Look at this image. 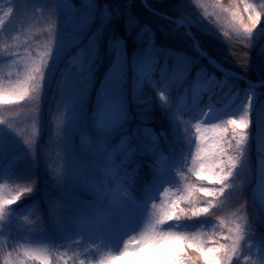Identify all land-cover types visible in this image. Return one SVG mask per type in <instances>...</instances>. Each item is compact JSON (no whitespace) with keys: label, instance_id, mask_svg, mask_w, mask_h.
I'll list each match as a JSON object with an SVG mask.
<instances>
[{"label":"trees","instance_id":"16d2710c","mask_svg":"<svg viewBox=\"0 0 264 264\" xmlns=\"http://www.w3.org/2000/svg\"><path fill=\"white\" fill-rule=\"evenodd\" d=\"M25 1L23 0L21 3ZM94 2L89 9L92 17L88 26L90 47L95 44V41L97 42L96 46L92 50L90 49L91 60H87V65L82 63L78 74L68 82H66V78L74 74L70 70L57 72L49 79L44 78L43 97L40 100L59 99L58 102H63L65 106L55 111L50 104H47L50 111L45 126L47 139L38 140L32 148L35 150V155H40V159L45 160V163H50L52 159H60L64 156L65 149L74 148L77 150L78 145L80 148L78 150L90 159L97 158L98 161L101 159L108 161L113 156V163L121 168L122 178L131 184L133 199L137 202L142 200L145 204L149 202L151 192L137 188L138 183L146 180L147 188L156 192L162 176L169 172L170 168L174 171L173 163L177 154L173 150H168L169 162L165 168L167 172L163 170L164 166L156 164L152 160L144 164L142 162L144 155L137 154V149L145 138L143 135L147 134L162 142L168 139L167 144L173 140L179 141L181 138L179 143L183 145L182 151L185 152L189 149L188 157L190 158L194 154L196 144L195 132L187 124L191 118H194L199 111H208L209 107L212 109L223 105L231 94L238 90L240 91L239 98L231 107L224 108L218 114L216 122L221 123L230 117L235 118V114L239 113L249 97H251V117L254 118L256 114L253 106L264 100V85L255 87L253 97L249 93L251 86L242 77L239 78L234 73L217 70L207 62L206 58L195 49L192 38L182 24L171 21L164 15L151 12L142 4L141 0H94ZM147 2L161 14L172 18H185L199 45L218 63L220 62L250 81L264 80V24L253 34L250 40L251 45H249L245 40L237 37H233L231 40L223 39L215 26L203 19L192 5L191 0H147ZM250 2L258 6L259 3H264V0H250ZM220 3L227 7L229 0H220ZM1 38L2 35L0 37V78H3L4 85L8 86L15 82L19 73L23 72V65H18L14 61L23 59L22 54L25 49L19 48L22 43L19 40L11 41ZM146 60L151 67L149 66L146 69V74L142 75L138 69ZM70 61L72 63L73 58ZM116 64L118 67H114ZM90 67L94 74L90 75L91 82L89 83L88 70ZM117 74H120L118 80L120 88L118 84L117 87H114L109 81L111 75L117 76ZM180 79H182L180 84L186 90V98L191 100L182 113L184 119L181 121L182 127L179 123L168 122L166 124L160 121L158 119L160 108L155 107V100L158 97L157 90L164 92L171 90L172 93L173 87L177 84L176 81ZM66 89L70 91L68 95L63 93ZM50 90L53 92L47 96ZM94 100L95 107L91 104ZM157 101L163 108L162 103L168 101V96L164 95L163 100H159L158 97ZM110 103L120 106L121 114L112 124L105 125L102 122V112ZM80 104L82 108L85 104L89 107L81 114V120L90 122V124L84 131L75 127L74 134L62 135L69 130L70 120L78 115L77 109ZM27 105L29 103L21 101L17 105L0 109V118L7 122L2 125L9 127L11 123L13 124V117L22 115ZM262 113L264 121V110ZM61 125L64 127H59ZM262 125L264 126V122ZM256 128L260 129L258 122L250 129L247 164L250 167L251 175L241 192L239 193L237 189L228 192L226 189L225 197L221 198L217 202L218 207L213 209L214 215L195 221L181 222L177 231L203 230L209 234L213 230L226 231L227 222L240 214L238 212L239 204L242 199H245L247 200L246 214L251 217L255 215V212L258 213L252 218L256 226V236L253 239L260 237L264 241V199H261L264 198V162H261L257 157V154L264 156V134L257 135ZM125 133L130 136L123 140L122 136ZM23 145V143H16L7 149L11 157L4 166L0 165V173L11 174L14 172L16 184L25 177L36 178L38 184L33 192L35 195L33 198L29 197L32 204L34 201L41 203L42 200H45L53 205L56 198H59V194L68 193L67 191L74 193V196L80 195L68 183H65L64 189H61L58 184L53 183L51 177L47 178L45 173H35L33 170L38 167L30 161L32 157L29 152L24 150L23 155H20L19 149L23 148ZM257 146H261L260 151L257 150ZM11 167L12 169H10ZM93 169L95 174L83 179L84 183H94L95 197L88 196L89 201L99 209H110L109 194L104 198L97 196L104 192L101 182L103 181L107 186L109 179L102 173L101 168L94 167ZM37 177L40 180L37 181ZM193 182H196V178L191 174L187 183ZM203 182L209 187L215 186L208 184L207 181ZM184 186L183 183L176 184L178 191H183ZM18 192L21 193V199L9 206L11 221L14 225H20L25 214L31 208L29 199L27 196L24 197L23 191ZM16 194L17 192L12 196ZM160 202L165 201L161 200ZM116 208L113 207L114 210ZM30 215L32 218L36 216L33 211ZM217 217L225 219L224 228H221ZM6 228L9 229L8 226ZM42 228L45 226H42L40 230ZM56 230L57 228L53 230L46 228L41 234L51 233L53 235ZM81 231L77 229L74 233L82 236ZM0 234L7 233L0 229ZM72 234L73 232H71ZM1 241L3 247L6 248L7 240L2 238ZM34 244L31 241L30 246H35ZM39 244L46 243L39 242ZM252 246L255 248L253 240ZM80 248L84 247L76 249L78 251L76 256L83 258L87 250L84 248V253L81 255ZM255 249L257 250V248ZM261 249L259 258L264 260V245ZM69 264H73V262L70 261ZM75 264H78V260Z\"/></svg>","mask_w":264,"mask_h":264},{"label":"clouds","instance_id":"9594fccd","mask_svg":"<svg viewBox=\"0 0 264 264\" xmlns=\"http://www.w3.org/2000/svg\"><path fill=\"white\" fill-rule=\"evenodd\" d=\"M191 3L205 21L210 25L215 26V29L223 39L231 40L233 37H237L246 41L248 37H251L252 34L264 24V3H259L257 6L251 3L250 0H229L227 7H224L220 3V0H191ZM10 14L11 12L9 9L3 10V15L0 16V25H4V18ZM17 39H19V37H17ZM29 43L30 42H26L25 51L22 54L23 59L20 61H14V63L18 65H23V72L18 74L14 83L8 85L11 89L10 91L4 89L3 78H0V103H4L8 99H22L27 103L37 106L39 105L42 92L41 83H43L46 68L42 63V53L45 50V46L39 45L37 46L39 50L33 52L28 50ZM12 86L15 87L13 88ZM157 94L159 100L164 99V91L157 90ZM245 117H247L248 121V134L245 139H242L239 130L236 129L234 125L236 122L241 124L244 123ZM251 124V97H249L248 101L243 104L239 113L235 114V118L230 117L223 120L221 123H213L206 127L209 130L216 129L226 131V139L228 141V148L230 149L228 154L231 159V164L226 165L223 170L224 174L230 173V175H228L227 182L223 185V188L219 189L220 191L228 189V192H232L233 189H237L240 193L245 182L251 175V172L249 171L250 167L247 164V145L250 137ZM198 143L199 140L197 138L195 147ZM262 161H264V159H262ZM220 171L219 168L216 169V172L219 173ZM246 172L248 173L247 175ZM221 179H224L223 175L221 176ZM101 184L104 186L105 191L97 196L99 198L103 196L104 198L107 195V189L103 181ZM35 188L36 184L34 187L26 188L25 193L29 196L35 191ZM217 188H219V186H206V189L209 192H213ZM16 195L20 196L21 199V193L17 192ZM121 195L126 197L127 192H122ZM213 199L214 197L212 196L208 197L209 201H212ZM5 203V200L0 199V208H2ZM246 206L247 200L242 199L238 209L240 214L229 220L234 222V226L238 225L243 230L241 244L244 249H247L249 245H252V239L256 236V226L252 218L258 215V213L255 212L254 216L249 217L245 212ZM62 207L63 206L59 201H54V211L62 209ZM212 207H218V203H214ZM8 214L7 216L0 214V222L7 220ZM158 216L159 213H156L152 203L151 209L148 208L142 226L138 231L128 235L122 241V248H120L118 252H114L110 249L106 254L101 255L99 259H89L88 255H83L85 247L80 248L83 258H79L75 255V247H73L71 255L68 251H64L62 256L56 257L48 246L49 244H34L35 246H28L27 243H21L18 249L14 248L12 244H9L8 247L13 248V252H9L7 255H5L4 250L0 248V264H58L59 260H63V264H69L70 261L75 264L77 260L78 264H131L130 261L124 258L127 253L135 252L141 247L148 245L155 246L162 242L158 236L151 234L154 228L162 226L157 224ZM217 219L219 220V224L222 220L225 221L224 218L217 217ZM102 221L103 214H97L96 224L99 225ZM170 231L176 230L173 228L170 229ZM72 242L74 246L80 245V240ZM125 249H127V252ZM255 252L256 249L252 246L251 252L248 255L243 256L242 260L248 261V264H264V260L257 257ZM64 257L67 258L65 259Z\"/></svg>","mask_w":264,"mask_h":264},{"label":"snow or ice","instance_id":"6c2138e0","mask_svg":"<svg viewBox=\"0 0 264 264\" xmlns=\"http://www.w3.org/2000/svg\"><path fill=\"white\" fill-rule=\"evenodd\" d=\"M9 10L12 12V9ZM251 37L246 39V43L249 45H251ZM52 49L51 43L45 45V50L42 53V63L45 66L48 64ZM149 66L151 67L146 60L139 66L138 71L145 75ZM42 86L43 83H41V89ZM3 87L6 91L11 90L9 86L4 85ZM21 101L23 100L8 99L6 102L0 103V109L17 105ZM208 112H212L211 107ZM211 118L209 116V120ZM5 123L7 122L0 118V124ZM234 127L239 130L242 139L247 137V117H245L244 123L236 122ZM195 128L198 133L196 140L198 138L199 143L195 153L191 155L192 167L188 171L196 178V182L186 183L183 191H179V194H171L169 189H162L165 197L169 195L175 197L160 205L153 203V208L156 213H159L157 224L162 226L154 228L151 234L158 236L162 242L127 253L124 258L131 264H241V262L248 264V261H243L242 257L251 252L252 245H249L245 251L241 244L243 230L238 225L234 226L232 221L227 222L226 231L213 230L210 234L204 231H170L173 228L178 229L181 222L195 221L214 215L212 205L226 195V191L219 190L223 188L228 175H230V173L224 174L223 171L226 165L231 164L226 131L201 128L200 124H196ZM25 143L29 148H32L33 142L25 141ZM185 159L187 160V157ZM217 168L221 170L219 173L216 172ZM222 175L224 179H221ZM203 181L219 186V188L209 192L206 189L207 184ZM210 196L214 197L212 201L208 200ZM0 199L6 201L0 208V214L7 216L9 206L19 201L20 196L5 197L0 192ZM225 223L223 220L220 222L221 228L225 227ZM125 251L127 252V249ZM255 255L260 256L259 249L256 250Z\"/></svg>","mask_w":264,"mask_h":264},{"label":"rangeland","instance_id":"374dc122","mask_svg":"<svg viewBox=\"0 0 264 264\" xmlns=\"http://www.w3.org/2000/svg\"><path fill=\"white\" fill-rule=\"evenodd\" d=\"M7 9H12V12H13V6H11V8H7ZM5 10V9H4ZM11 12V14H12ZM11 14L7 17H5V23L4 25H6L8 22H9V19L11 18ZM3 15V11L0 12V16ZM3 25V26H4ZM3 26H0V30ZM110 108V107H109ZM111 108L108 110V119L107 121H109L113 115H114V110L113 111H110ZM215 113L211 112L209 115L206 116L205 119L201 120L199 122V124L201 125V128H206L207 126H209L211 124V122L213 121L212 118L214 116ZM209 116H211V120H209ZM122 192H127V189L124 187V186H118L116 188V190L113 192V195H112V200H117L118 202H122L123 200V195H121ZM138 210V209H137ZM139 211H143V210H139ZM137 211V212H139ZM147 212L141 216H139V218L137 219V221L139 222H143L144 219H145V216H146ZM110 222L111 224L115 225L117 224V219H114V217H112L110 219ZM136 231H138V228H134L132 226H128V228H126L125 230H119L118 231V234L115 236V238L113 239V245H112V251L114 252H118L120 250V248H122V241L130 234H133L135 233Z\"/></svg>","mask_w":264,"mask_h":264}]
</instances>
